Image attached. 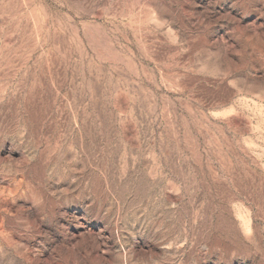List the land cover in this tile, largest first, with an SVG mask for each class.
<instances>
[{
  "label": "rangeland",
  "instance_id": "rangeland-1",
  "mask_svg": "<svg viewBox=\"0 0 264 264\" xmlns=\"http://www.w3.org/2000/svg\"><path fill=\"white\" fill-rule=\"evenodd\" d=\"M0 264H264V0H0Z\"/></svg>",
  "mask_w": 264,
  "mask_h": 264
}]
</instances>
